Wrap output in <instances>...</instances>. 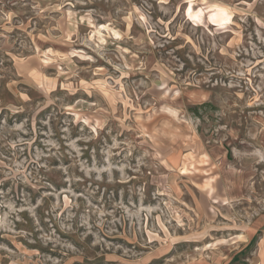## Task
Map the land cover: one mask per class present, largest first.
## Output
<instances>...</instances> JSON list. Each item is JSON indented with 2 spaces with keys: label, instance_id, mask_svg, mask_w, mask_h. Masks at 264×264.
Instances as JSON below:
<instances>
[{
  "label": "rangeland",
  "instance_id": "374dc122",
  "mask_svg": "<svg viewBox=\"0 0 264 264\" xmlns=\"http://www.w3.org/2000/svg\"><path fill=\"white\" fill-rule=\"evenodd\" d=\"M0 264H264V0H0Z\"/></svg>",
  "mask_w": 264,
  "mask_h": 264
},
{
  "label": "bare ground",
  "instance_id": "6f19581e",
  "mask_svg": "<svg viewBox=\"0 0 264 264\" xmlns=\"http://www.w3.org/2000/svg\"><path fill=\"white\" fill-rule=\"evenodd\" d=\"M211 10H212V9H211ZM226 16H227L226 13L222 11V12L219 14L218 17H219V18H225V20H226ZM228 16H229V15H228ZM192 18H193V17H192ZM219 18H218V19H219ZM228 18H229V17H228ZM194 19H195V18H194ZM197 20H198V19H197ZM215 20H216V19H215ZM202 21H203V20H202ZM202 21H201V22H202ZM208 21H209V20H208ZM212 21H213V20H212ZM226 21H227V20H226ZM219 22H220V21H219ZM221 23H222V22H221ZM223 23H224V22H223ZM116 35H117V34H116Z\"/></svg>",
  "mask_w": 264,
  "mask_h": 264
}]
</instances>
